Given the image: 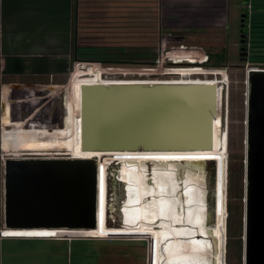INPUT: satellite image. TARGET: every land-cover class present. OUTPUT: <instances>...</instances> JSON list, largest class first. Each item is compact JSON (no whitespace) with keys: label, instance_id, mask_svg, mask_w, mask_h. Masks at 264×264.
<instances>
[{"label":"water","instance_id":"95a60500","mask_svg":"<svg viewBox=\"0 0 264 264\" xmlns=\"http://www.w3.org/2000/svg\"><path fill=\"white\" fill-rule=\"evenodd\" d=\"M242 18L247 22L248 14ZM248 82L245 264H264V72H250ZM217 95V87L209 83L78 85L79 150L96 154L212 151L217 142ZM204 163L212 165L209 189L205 171L203 208L204 225L212 227L218 216L220 170L215 159ZM118 171L111 164L106 169L105 226L109 229L134 220L123 212L129 194ZM4 178L6 227H97L95 160H6ZM112 180L123 190L119 203L111 192ZM155 251L154 242L153 255Z\"/></svg>","mask_w":264,"mask_h":264},{"label":"rangeland","instance_id":"374dc122","mask_svg":"<svg viewBox=\"0 0 264 264\" xmlns=\"http://www.w3.org/2000/svg\"><path fill=\"white\" fill-rule=\"evenodd\" d=\"M156 1L157 2H154L152 5L154 7L152 8L153 12H150L149 16L145 18H143V15L140 14L139 11L137 12L135 10L133 11L132 17L130 18V16H127L129 13H126L125 7L127 4L124 2V0L115 3L117 13L116 17L111 20L113 22L110 29L111 33L106 35L91 33L86 37L87 41H90L85 42L84 45L130 47L132 49H130L131 51H127V53H134V56H132L133 59H125L122 57L123 61L118 65H101L103 68L109 67L113 68V70H102L100 68L93 69L91 67L85 69V71L95 73L87 76V81L85 83L88 84L90 81L89 84H96V80L103 78V73H106L105 77L107 79L105 80L103 78L100 84H129L131 79H139L140 81L138 83H144L145 80H150L149 76L151 75L145 70L146 64L144 63H149L147 65L150 67L151 65H154L150 63H153L156 59H159L160 62V59H164V57H167L168 54L176 52L195 51L200 53L204 58L206 55L205 52L208 54L211 52L218 54L222 50L225 51V63L223 67L226 69V74L229 81L228 131H224L222 129L223 125L220 127L221 120L219 112L221 113V86L219 83H210L215 85L218 90V124L216 148L209 152H212L217 156H221L222 153L225 155L226 153L227 161L224 163L222 161L223 171L224 165L226 164L228 175V171L231 166V170L235 172L234 179L236 180L242 168V185L240 182V184H236L234 186L232 192V203L235 208L239 209V207H241L242 211L240 215L242 219V264H245L248 199L246 167L249 147L247 133L248 100L246 101L245 97L247 93L246 71L248 68L253 67L264 68V63H261V60L264 62V44L261 45L264 34L260 33L262 32L261 30L264 29V1L228 0L226 5L227 0H221L220 3L212 10L208 9L206 16H197L196 19H194V17H188L189 9L187 4H182L180 6L179 2H169L167 0ZM245 11L250 12V19H252L251 26L247 33H250L251 30L253 32V27L254 32L259 33L258 39L253 37L252 41H249L250 44L251 42L253 43L252 47L255 46L253 49L255 53H253L254 56L248 60L247 56L243 53H245L246 47H248L249 50V43L247 44V41H243L245 28L239 26L240 19H243L242 15L245 13ZM242 23L244 25L246 24V22ZM164 43L166 44L165 51L162 48ZM181 45H185V47H192L193 49L172 50L173 48L177 49ZM164 61L165 62L162 65L160 63L162 68L163 66H170L166 60ZM247 63H249V65H247ZM160 66H158L157 69L159 71H163ZM71 71L72 68L70 72ZM182 71L189 73L196 70L177 69L172 72ZM120 72H127L128 74L121 75ZM137 72H143V77H140ZM72 73H74V71ZM72 73H67L68 75L64 76L62 80V83L64 84L61 85L65 86L71 82ZM162 74L166 75V73ZM191 77V75L183 74L181 79L179 78L174 81L168 80L172 82H164L165 80H163V83L191 85L202 83L200 81H194V79H191ZM59 81L60 76L52 79V81H49L47 78V80H45V82H48L47 84L32 83L21 84L17 86L14 85L12 88L9 87L12 100V105H10V109L12 110L11 115L8 114L7 117V113H2L0 109V159H2L4 154L8 152L24 153L36 151L44 153L48 151L59 150L80 151L77 134L78 126L76 119V92L73 100V117L72 115L71 117L69 116L71 118V121L68 123L69 130L67 133L65 132L63 134L62 121L66 114V109L62 104L63 91H52L53 86ZM31 86L33 89H28ZM16 139L18 140L16 141ZM65 142L67 143L65 144ZM180 153L181 152H175L170 154L180 155ZM113 166L114 169L117 170L118 167L122 169L124 165ZM177 166L178 170L176 169V171L180 175L183 174L185 176L188 170L187 164L179 163ZM204 169L208 175L207 183L209 189V186L211 187L210 176L212 165L210 163H204ZM110 188L114 201L119 203L120 199L123 197V190L121 186L113 183L112 180ZM222 225L224 226L223 229H225L224 221ZM148 236V240L153 241L152 237L154 236ZM146 245L147 242L145 244V248ZM143 246L144 245L142 243H116L113 245H103L101 246V249L102 251H108L110 248H118L119 250L131 253L132 257L136 258L140 252L138 249ZM232 264H237L235 259H233Z\"/></svg>","mask_w":264,"mask_h":264},{"label":"crops","instance_id":"0c3cea01","mask_svg":"<svg viewBox=\"0 0 264 264\" xmlns=\"http://www.w3.org/2000/svg\"><path fill=\"white\" fill-rule=\"evenodd\" d=\"M167 1L179 2L180 6L187 4L188 17L196 19L197 16H206L208 9L212 10L221 0ZM116 2L121 0H0L1 112H6L7 117L12 112L9 87L47 84L45 80L48 78L50 81V76L52 79L60 76V81L53 86L52 91H63L62 104L66 114L62 124L63 134L67 133L70 117L74 113L76 85L72 79L63 86L62 80L70 72L74 61L83 60L78 57V50L89 46L84 45L90 41H87L88 35L111 33V20L117 13ZM124 2L127 4L126 13H129L127 16L131 18L135 10L145 18L153 12L152 5L157 1ZM75 72L90 71L77 69ZM81 233H6V237L0 238V264H148V246L145 248L144 240L112 238L123 237L120 236L122 234ZM26 236L46 238H24ZM116 243H142L144 246L138 249L140 252L136 258L118 248H110L108 251L101 249L103 245Z\"/></svg>","mask_w":264,"mask_h":264},{"label":"bare ground","instance_id":"6f19581e","mask_svg":"<svg viewBox=\"0 0 264 264\" xmlns=\"http://www.w3.org/2000/svg\"><path fill=\"white\" fill-rule=\"evenodd\" d=\"M167 58L178 62L187 61L190 64L201 63L203 60V56L195 51L176 52L168 54L167 57H164V60H167ZM183 70L193 69L188 68ZM75 71L72 73V79L75 81L76 87L85 84L87 76L95 74L94 72ZM172 73L173 75H178V78H174L173 80L181 79L183 74L197 75L195 72ZM120 74L127 75L128 73L120 72ZM143 74V72L138 73L140 77H143ZM102 80L103 78L95 82L96 84H100ZM164 80V82H167L169 79ZM139 81V79H131L129 84L191 85L163 83V80H157L159 82L145 80L144 83H138ZM170 153L175 152L143 153L142 151H138L102 154L74 150L48 151L44 153L36 151L24 153L8 152L0 159V235L5 236L4 234L6 233L16 232H84L87 234L153 235L155 238L152 237V247H154L155 242L156 250L153 264H225L224 246L227 237L226 230L223 229L224 226L222 225L224 221L223 198L222 200L220 198V203L218 202V216L212 227L204 225L203 208L206 197L204 162L215 159V162L219 164V170L221 169V180L223 177L222 164L226 162V153L225 155L222 153L221 156H217L209 151L181 152L180 155ZM26 159L53 161L95 160L97 168V227L95 229L82 228L77 230L46 228L13 229L6 227L4 225L5 162L6 160L18 161ZM100 159L102 160L101 163H99ZM179 163H186L188 166L185 176L183 174L180 175L176 171L177 164ZM110 164L124 165L122 169L118 167L119 171L115 173L129 194L123 212L128 217H134V220L130 221L131 223H126L122 228L109 229L105 226L106 169ZM181 191H183V195H181ZM176 250L179 252H175ZM190 257L193 259L183 260Z\"/></svg>","mask_w":264,"mask_h":264},{"label":"trees","instance_id":"16d2710c","mask_svg":"<svg viewBox=\"0 0 264 264\" xmlns=\"http://www.w3.org/2000/svg\"><path fill=\"white\" fill-rule=\"evenodd\" d=\"M264 1V0H263ZM264 3V2H263ZM245 14H248L247 20H249L248 27L245 28V32L243 34V41L246 42L247 44L249 41H252V38H257L258 39V34L254 32V27H253V32L252 30L250 33H247L251 26V21L250 19V12L245 11ZM246 20V19H245ZM256 31V30H255ZM264 34V29L261 30ZM252 32V33H251ZM260 38V37H259ZM246 44V43H244ZM264 44V38L262 39L261 45ZM253 43H249V50H248V59L253 57V49L255 46H253ZM130 47H112V46H96V45H90L84 48H80L78 50V57L83 59V61H93V62H98L103 66H110V65H118L123 61L124 57L125 59H133L132 56H134V53H127V51H131ZM127 57V58H126ZM127 62V61H126ZM225 63V51L222 50L220 53L216 54L214 52H211L209 54V60L205 64L207 67L211 68H220L223 67ZM261 63H264L261 60ZM146 64L145 66L147 67L149 63H144ZM152 64V63H150ZM186 72V71H182ZM77 151V150H74ZM227 175V185H226V213H227V218L225 221V230H226V240H225V264H232L233 259H235L237 264H242V242H241V233H242V219L240 217L242 211L241 207L235 208L233 206V196L232 192L234 189V186L236 184L242 185V168L241 171L239 172L237 176V180L234 179L235 177V172L230 169L228 171ZM240 198V197H239ZM123 236V235H120ZM123 237H138L141 240H144L146 238L149 239L148 235H129V236H123ZM150 245L151 248L153 246V242L151 240ZM144 244V241H143Z\"/></svg>","mask_w":264,"mask_h":264},{"label":"built area","instance_id":"2783aa9c","mask_svg":"<svg viewBox=\"0 0 264 264\" xmlns=\"http://www.w3.org/2000/svg\"><path fill=\"white\" fill-rule=\"evenodd\" d=\"M166 44L164 43L162 45V48L164 49V51L166 50ZM186 50V49H193L192 47H185V45H181L179 46L177 49L173 48L172 50ZM198 49V48H197ZM171 50V52H172ZM170 53V52H169ZM205 57L203 58L201 63H191L187 62V61H173L169 58H167L166 62H168L170 64V66L164 67L162 68V66H160L165 62L164 59H156L151 65L150 67L147 66L145 68L146 71H148L151 75L150 80L152 82H159L157 80H164V79H171L172 81H174V78H178V75H173L172 71H175L177 69L183 70V69H194L196 71H194L195 73H197V75H193L191 77V79H194V81H200V82H208V83H219L221 86V93H220V111L219 115H220V127L223 125V130L224 131H228V115H229V110H228V103H229V81H228V76L226 74V69L224 67H220V68H211V67H207L205 66V64L208 62L209 60V54L205 52ZM245 55L247 56V60H248V47H246V51H245ZM2 60H0V69H2ZM168 64V65H169ZM174 65V66H173ZM247 65H249V63H247ZM160 66L163 71H159L157 69V67ZM93 68V69H97L100 68L102 70H110L113 68H103L101 66L100 63L98 62H93V61H83V60H76L72 63V71L69 72V74H71L73 71H75V69H80V70H85L88 68ZM144 70V69H143ZM170 72V73H169ZM250 72H264V68H258V67H253V68H248L246 71V84H247V93L245 95L246 97V101L248 100V95H249V82H248V77H249V73ZM108 73V72H107ZM162 73H166V75L162 74ZM106 73H103L102 76L103 78L106 80L107 78L105 77ZM67 75V74H66ZM65 75V76H66ZM163 75V76H161ZM101 76V75H100ZM50 81H52V76L49 77ZM172 81H167V82H172ZM201 83V84H204ZM1 89V88H0ZM30 89V87L28 88ZM31 90V89H30ZM1 93V91H0ZM1 98V95H0ZM27 100V99H26ZM0 109H1V99H0ZM227 161V159H226ZM221 170V169H220ZM220 177H221V173H220ZM219 184H220V188L219 189V203H220V198L222 200L223 198V218H224V224L227 218V213H226V185H227V166L226 164L224 165V171H223V177H222V182L219 178ZM221 191V192H220ZM108 235H106L107 237ZM123 236H129V235H123ZM6 236H1L0 238H4ZM111 237V236H110ZM24 238H32L34 239L35 237H24ZM86 238H94V237H86ZM115 239H121V240H125V239H131L129 241H135V240H140L138 237H112ZM147 242V246H148V264H153V257L151 256V245H150V241L148 240V238H146V240H144Z\"/></svg>","mask_w":264,"mask_h":264},{"label":"flooded vegetation","instance_id":"af4514ba","mask_svg":"<svg viewBox=\"0 0 264 264\" xmlns=\"http://www.w3.org/2000/svg\"><path fill=\"white\" fill-rule=\"evenodd\" d=\"M243 14H245V13H243ZM248 19H249V18H248ZM242 22H245V19H240L239 26H241V23H242ZM242 24H243V23H242ZM246 24H247V25L249 24V20H247Z\"/></svg>","mask_w":264,"mask_h":264},{"label":"clouds","instance_id":"9594fccd","mask_svg":"<svg viewBox=\"0 0 264 264\" xmlns=\"http://www.w3.org/2000/svg\"><path fill=\"white\" fill-rule=\"evenodd\" d=\"M122 235H126V234H122ZM35 238H38V237H35ZM39 238H41V237H39ZM44 238H46V237H44ZM153 248V247H152ZM151 252H152V257H153V250L151 249ZM225 257V256H224Z\"/></svg>","mask_w":264,"mask_h":264}]
</instances>
